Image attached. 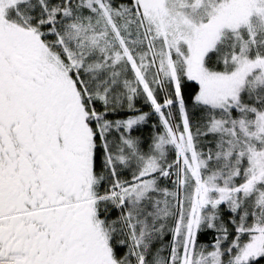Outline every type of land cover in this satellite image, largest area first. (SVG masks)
Returning a JSON list of instances; mask_svg holds the SVG:
<instances>
[{"label":"rangeland","instance_id":"obj_1","mask_svg":"<svg viewBox=\"0 0 264 264\" xmlns=\"http://www.w3.org/2000/svg\"><path fill=\"white\" fill-rule=\"evenodd\" d=\"M25 1L0 0V49H6L1 51L0 62H17L24 65L23 68L29 76L33 75L42 80V84L39 85L37 84L39 81L29 78L25 80V84L30 93L33 94L36 90L41 93L39 98L46 108H50L55 101L60 109H63L77 100L81 113L77 120L75 135L89 144V148L92 145L93 129L97 135L100 134L107 152L116 141L120 143L126 139L122 152H125L124 147L130 150L132 142L125 135L119 136L121 131L119 125L108 123L103 118L96 120L93 125L87 124L86 114L93 115L91 118L96 116L91 114L92 108L90 111L86 109L82 98L88 99L94 95V98H99L102 102L109 101L112 107L120 109L125 106L129 110L134 108L136 93L140 90L143 97L147 96L148 100L156 105V91L150 89L148 79L153 78L156 89L162 84L160 74L163 80L170 83L175 95L179 93L182 78L196 82L199 85L197 100L211 109L221 111L227 115V119L231 118L230 112L233 109L239 112L245 109L241 104L243 98L247 100L245 103L252 102L251 112L248 111L252 115H248L244 110L248 116H242L239 121H235L234 129L231 123L226 124L228 126L226 129L224 128L226 125L214 126L215 131L223 130V135H229L223 146L224 148L227 146L228 151L220 158L223 157V170L230 168L228 174H231L233 180L237 182L238 178L242 177V183L235 182L237 184L235 188L233 186L232 189L229 188L228 184H233L230 177L222 179V176L219 178L217 175L218 177L214 178L207 173L212 166L200 152L195 151L194 138L188 130L184 135L180 134V137L171 136L173 138L169 143L178 145L180 155L185 158L181 169L188 172L194 180L192 190L187 196L188 204L184 211L186 219L181 222L177 232V236H184L186 241L182 264H247L263 256L264 213L257 215L256 209H253L255 215L251 217V211L249 213L246 208L250 209V201L256 205L264 196V187L257 186L264 178V0H138L140 7L136 9L135 14L146 23L147 30L144 36L152 60L146 63L145 57L139 55L138 63L141 67L146 65L145 70L149 72L145 75V71L139 70L136 60L130 58V68L135 67L136 72L134 75L126 69L127 79L124 81L127 88L124 96H121L123 92L120 88L121 83H118L119 78L114 81L109 74L102 73L99 77L93 78V83L90 84L88 81L87 85L83 86L84 89L80 87L78 90L68 69L46 47L41 35L29 28L21 11V5ZM106 24L110 27V19ZM236 45L240 52L233 56L234 53L231 55L230 50L233 52L232 48ZM213 51L229 55L228 62L233 63L229 71L220 72L207 67V59ZM219 58L220 56L216 58L217 61ZM109 80L111 84L106 86ZM54 89L58 91L56 96L55 93L53 95ZM158 117L160 119L154 120L153 125L169 130L170 120L161 115ZM140 119L124 121L123 131H126V135L130 128L144 123ZM227 129L235 131L237 136L235 137V132H229ZM162 139L165 138L159 137L154 141L155 149L157 146L159 149V142ZM138 140L141 142V139L136 137L133 140L134 144L138 143ZM137 151L144 160L147 150L141 143L135 147V152ZM244 153L245 163L242 173H239V166L242 164L240 160ZM108 154L110 156L111 153ZM109 156L111 160L107 163L109 166L107 177L110 179V174L113 175L109 184L115 188L113 191L115 199L123 190L122 184L126 180L122 179V173L117 172L112 164L115 158ZM118 157L124 161L127 159L124 153ZM134 164L138 166L140 162L135 160L132 166ZM158 164V161L146 162L145 170L138 178L156 169ZM184 164L185 168L182 167ZM119 168L124 169L123 166ZM233 175L238 178L234 179ZM153 182L146 179L135 186L139 189L140 199L144 197L143 193L146 194L145 189H149ZM245 200L248 201V205L243 204ZM220 204L224 208V216L228 222L235 224L233 227L235 236L229 232L225 235L223 233L222 236L220 234L211 250L207 246L198 247L195 237L198 230L208 226L207 224L211 226L215 220L217 224L221 223L217 218L220 215L216 214L217 206ZM208 210L215 213L210 211L207 213ZM217 229L224 232L225 227L218 224Z\"/></svg>","mask_w":264,"mask_h":264},{"label":"trees","instance_id":"obj_2","mask_svg":"<svg viewBox=\"0 0 264 264\" xmlns=\"http://www.w3.org/2000/svg\"><path fill=\"white\" fill-rule=\"evenodd\" d=\"M39 2L40 0L23 2L21 5L23 16L26 18L29 28L41 35L46 47L68 69L67 71H69L78 90L80 87L84 89L83 86H86L88 81L90 84L93 83V78L99 77L102 73L104 75L109 74L114 78V81L119 78L118 83H121L120 88L123 92L121 96L126 95L125 89L127 87H125L124 81L127 79L126 69L133 72L134 75L136 72L135 67L130 68V58L136 60L139 70L145 71V75H148L149 72L145 70L146 65L141 67L137 61L140 54L145 57L144 62L147 63L152 60V55L148 52L146 36H144L147 30L146 23L144 19L141 20L135 14L136 9L140 7L138 0H42ZM109 19L111 21L110 27L106 24ZM94 36L95 38H93ZM232 50L233 52L230 50V53L231 55L234 53L233 56L240 52L237 45ZM218 56L220 58L217 61ZM228 58L229 55L227 54L221 55L219 51H213L207 59V67L220 72L229 71L233 63L232 61L229 63ZM222 60L226 62H222ZM158 71L161 73L159 67ZM160 78L162 84L156 89H154L153 78L148 79L151 85L150 89L156 91V105H153L147 96L143 97L141 94L143 92L140 90L139 93H136L134 108L129 110L125 106L120 109L112 107L109 101L102 102L99 98H94L92 94L91 98H82L86 109L90 111L92 108L93 111L91 112L93 113L91 114L96 116L89 119L91 125L96 120L103 118L108 123L112 122L114 125H119L121 130L119 136L125 135L132 142L130 150L124 147L125 152H122L121 149L126 139L120 143L116 141L113 146H110L109 151L111 158H115L112 164L116 167L117 172L122 173V179L126 180L122 184L123 190L115 199V192H113L115 188L113 187L111 193L114 204L119 199L120 203L124 204V213L129 209L130 237H125L120 248L115 250V258L119 264H182L186 251V241L184 236L178 237L177 232L181 222L186 219L184 211L188 204L187 196L192 190L194 180L188 172L181 169L185 158L180 155L178 145L169 143V140L173 138L171 136L180 137V134L184 135L188 130V133L192 134L194 138L195 151L200 152L201 156L206 158L212 166L210 170H207V173L214 178L218 176L221 178L220 176H222L224 179V177H230L231 174H228L230 168L223 170L224 161L223 157L221 159L220 156L228 151L227 146L225 148L223 146L226 144L229 135H223V130L221 132L215 131L214 126L223 127L227 123H231V127H233L234 122L239 121L242 116L252 115L250 113L252 102L245 103L246 98L242 99L241 104L248 115L243 112L244 110L239 112L233 109L230 112L231 118L227 119V115L221 111L211 109L208 105L197 100L199 85L196 82L182 78L179 93L175 95L170 83L163 80L161 74ZM110 84L111 81L109 80L105 85ZM159 115L168 121L170 120L171 128L169 130L162 126L156 128L153 125L154 120L160 119ZM133 118H141L140 120L144 123L140 124L138 121L139 124L132 129L130 128L126 135V131H123L124 121ZM226 127L228 126H224L225 129ZM170 131L172 133H169ZM136 137L141 139V142L138 140L139 142L134 144L133 140ZM159 137L165 139L159 142V149L158 146L155 149L154 141H157ZM97 140L95 163L98 166L96 172L98 173V180H100L101 172H105L107 177L109 169L107 163L111 159L108 158L109 152L104 148L105 145L102 143L99 133ZM140 143L147 150L144 160L138 151L135 152V147L137 148ZM123 153L127 157L126 161L118 157ZM245 157L244 153L241 156L242 164L239 166V173H242ZM132 158L135 159L132 160ZM135 160L140 162L138 166L135 164L132 166ZM149 161H158V167L148 172L144 177L138 178L144 172L146 162ZM120 166H123L124 169H120ZM182 167L185 168L186 164ZM233 176L234 179L238 178ZM112 178L113 175L110 174L109 181H112ZM146 179L154 182L149 189H145L147 192L146 194L143 193L144 197L140 199L139 189L135 186ZM230 179L233 183L232 185L228 184L230 189L232 186L235 188V185L242 183V177L238 178L237 182L232 177ZM262 181L257 186L264 187V178ZM243 202V204H249L246 200ZM239 204L241 205V203ZM250 205V209H246L249 213L251 211V217L255 215L252 212L253 209H256L257 215L264 213V196L256 205L250 201ZM220 206L221 204L217 206L216 214L220 215L217 218L221 223L218 224L225 227L224 232L217 229L216 220L211 226L207 224L208 226L201 227L195 234L198 247L207 246L211 250L220 234L222 236L223 233L225 235L229 232L234 235L233 227L235 224L232 225L231 222H228L224 216V208ZM209 211L215 213L212 210H208L207 213ZM114 217L118 222L121 220L120 214L115 209ZM205 220L209 223L208 218ZM247 264H264V255Z\"/></svg>","mask_w":264,"mask_h":264},{"label":"flooded vegetation","instance_id":"obj_3","mask_svg":"<svg viewBox=\"0 0 264 264\" xmlns=\"http://www.w3.org/2000/svg\"><path fill=\"white\" fill-rule=\"evenodd\" d=\"M23 67L0 62V264H119L129 209L105 172L98 180L96 130L89 148L75 135L77 100L46 108Z\"/></svg>","mask_w":264,"mask_h":264}]
</instances>
